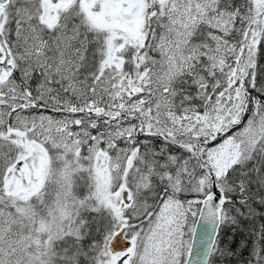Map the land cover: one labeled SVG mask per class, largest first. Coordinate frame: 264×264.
Wrapping results in <instances>:
<instances>
[{"label":"snow or ice","instance_id":"snow-or-ice-1","mask_svg":"<svg viewBox=\"0 0 264 264\" xmlns=\"http://www.w3.org/2000/svg\"><path fill=\"white\" fill-rule=\"evenodd\" d=\"M198 217L264 264V0H0V264H191Z\"/></svg>","mask_w":264,"mask_h":264},{"label":"water","instance_id":"water-1","mask_svg":"<svg viewBox=\"0 0 264 264\" xmlns=\"http://www.w3.org/2000/svg\"><path fill=\"white\" fill-rule=\"evenodd\" d=\"M199 223L197 224L196 234L192 240V255L188 257L191 261V264H197V261L202 259V255L198 256L197 254H202L204 249L207 246V237L204 235V223L201 218H197ZM210 231V229H209Z\"/></svg>","mask_w":264,"mask_h":264},{"label":"trees","instance_id":"trees-1","mask_svg":"<svg viewBox=\"0 0 264 264\" xmlns=\"http://www.w3.org/2000/svg\"><path fill=\"white\" fill-rule=\"evenodd\" d=\"M249 225L247 224H243L242 228L244 229V235L247 236V229H248ZM241 237L237 236V240H239ZM247 257V253H245V258Z\"/></svg>","mask_w":264,"mask_h":264}]
</instances>
